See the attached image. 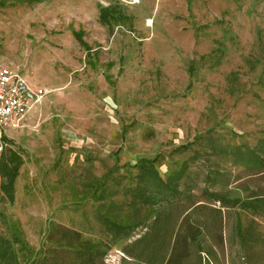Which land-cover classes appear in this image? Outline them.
I'll use <instances>...</instances> for the list:
<instances>
[{
	"label": "rangeland",
	"instance_id": "1",
	"mask_svg": "<svg viewBox=\"0 0 264 264\" xmlns=\"http://www.w3.org/2000/svg\"><path fill=\"white\" fill-rule=\"evenodd\" d=\"M6 66L50 91L8 140L23 164L15 201L0 190V236L28 243L14 245L20 264L56 257L54 226L110 242L100 195L122 201L117 179L133 187L141 159L163 179L188 163L179 195L150 192V209L180 216V239L199 234L183 264H264V204L251 200L264 176L218 152L264 140V0H0ZM146 230L103 264H141L123 248Z\"/></svg>",
	"mask_w": 264,
	"mask_h": 264
},
{
	"label": "trees",
	"instance_id": "2",
	"mask_svg": "<svg viewBox=\"0 0 264 264\" xmlns=\"http://www.w3.org/2000/svg\"><path fill=\"white\" fill-rule=\"evenodd\" d=\"M105 13V10L101 12L102 20L106 18ZM185 149L186 147H181L179 150ZM218 150H221L218 151L220 154L232 156L236 164L251 165L256 170V175L264 176V140L256 149L236 147ZM120 152L121 149L116 152L117 162H119ZM155 162L156 159H141L137 162L138 173L134 178L136 184L133 187L122 186V181L127 177H118L117 185L121 186L118 195L122 196V201L118 203L113 200L106 201V190H103L100 195L102 201L99 205L97 220L103 231L110 236V242H95L79 231L54 226L49 232V240L53 241L54 237H57L60 249L54 251L57 254L56 257H52L51 260V256L42 255L35 257L29 264H103L113 244L130 239L138 229L142 228L147 229L144 235L128 243L123 248L124 254L141 264H183L190 256V244L197 241L199 234L191 230L190 236L180 239V235L176 232L180 216L174 217L171 211L150 209V192L151 188H154L160 194L169 193L172 197L179 195L181 193L180 182L185 177L188 163H184L180 170L174 171L167 179H163L155 167ZM22 164L21 156L12 148L1 154L0 190L10 203L15 201V183ZM111 174L112 171L104 177L107 178ZM209 197L211 201L221 203L222 207L226 208L245 204L240 199L230 201L218 193H211ZM251 200L264 204V194H255ZM250 208L256 207L252 205ZM221 213L218 212L217 216ZM15 244L25 249L29 247L28 243L19 236H15L12 240L0 236V262L2 264H20L14 249Z\"/></svg>",
	"mask_w": 264,
	"mask_h": 264
},
{
	"label": "built area",
	"instance_id": "3",
	"mask_svg": "<svg viewBox=\"0 0 264 264\" xmlns=\"http://www.w3.org/2000/svg\"><path fill=\"white\" fill-rule=\"evenodd\" d=\"M49 92L47 88L31 86L9 66L0 68V155L12 148L9 133L25 127L31 112Z\"/></svg>",
	"mask_w": 264,
	"mask_h": 264
},
{
	"label": "crops",
	"instance_id": "4",
	"mask_svg": "<svg viewBox=\"0 0 264 264\" xmlns=\"http://www.w3.org/2000/svg\"><path fill=\"white\" fill-rule=\"evenodd\" d=\"M32 113V112H31ZM31 115V114H30ZM12 135H13V133L12 132H10L9 133V140H11L12 139Z\"/></svg>",
	"mask_w": 264,
	"mask_h": 264
},
{
	"label": "bare ground",
	"instance_id": "5",
	"mask_svg": "<svg viewBox=\"0 0 264 264\" xmlns=\"http://www.w3.org/2000/svg\"><path fill=\"white\" fill-rule=\"evenodd\" d=\"M134 1H137V0H134ZM152 20L151 19H148V23L151 24Z\"/></svg>",
	"mask_w": 264,
	"mask_h": 264
}]
</instances>
